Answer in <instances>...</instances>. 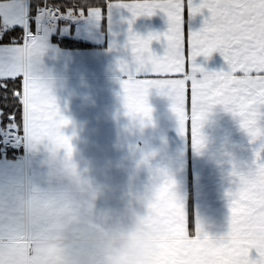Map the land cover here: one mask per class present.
Wrapping results in <instances>:
<instances>
[{
  "label": "crops",
  "instance_id": "1",
  "mask_svg": "<svg viewBox=\"0 0 264 264\" xmlns=\"http://www.w3.org/2000/svg\"><path fill=\"white\" fill-rule=\"evenodd\" d=\"M20 2L24 5V22L5 24L3 10L10 0H0V32L22 28L20 41L0 42V47L23 44L28 34L42 39L43 49L33 60V70L55 97L61 115L70 121L61 131L70 137L74 158L94 166L99 175L106 165L120 160L123 155L117 147L118 138L130 136L128 148L138 151L141 163L149 169L141 173V180L147 181L150 173L160 171L169 175L167 183H171L170 191L183 206L189 237H196L198 227L216 241L227 237L231 230V202L234 198L229 193H235L239 188V177L233 173L255 168L257 152H260L259 162L264 163V136L253 138L242 126L240 116L217 104L201 122L199 132L205 147L198 149L190 118L186 129L182 130L166 90L150 89L148 103L153 109L150 118L142 114L129 115L125 107L122 81L127 79L128 72L124 66H135V54L128 42L129 29L144 36L151 32L163 34L170 28L167 13L157 9L154 15L136 17L129 24L132 13L123 7V2L142 0H107L105 8L93 6L101 8L103 17L91 14L87 9L83 14L74 11L76 18H73V14L66 11L68 17L56 27L43 29L37 17L41 6H36L33 15L30 0ZM194 2L199 4L201 0ZM209 16L207 8L193 16L190 8L185 6L186 56L188 35L199 31ZM53 35L72 36L93 46L61 47L52 41ZM167 45L166 38L161 36L160 40L152 41L151 48L156 54L164 55ZM195 63L208 70H230L219 51L208 58L200 55ZM190 64L191 61L189 70ZM196 76L202 78L203 73L197 72ZM261 111L264 112V108ZM258 124L264 128V116L260 117ZM3 128L0 116V133ZM48 144L47 140L29 144L21 142L20 138L14 150L6 154L0 152V264H53L54 248L23 227L21 208L27 182L40 181L51 164V159L46 157ZM64 151L67 150L62 148L61 152ZM126 180L125 172L112 168V183L123 184ZM252 256H258L255 250Z\"/></svg>",
  "mask_w": 264,
  "mask_h": 264
},
{
  "label": "snow or ice",
  "instance_id": "2",
  "mask_svg": "<svg viewBox=\"0 0 264 264\" xmlns=\"http://www.w3.org/2000/svg\"><path fill=\"white\" fill-rule=\"evenodd\" d=\"M186 5L193 16L204 8L210 12L204 26L188 35L187 56ZM123 7L132 13L129 24L136 17L154 15L157 9L165 11L170 21L169 30L163 34L151 32L144 36L129 29L128 42L135 54V66H124L128 76L122 81L129 115L151 117L153 109L148 96L155 87L162 92L166 90L171 97L182 130L190 118L196 144L201 122L217 104L240 116L242 126L253 138L264 136V128L258 124L264 116L261 111L264 108V0H201L199 4L194 0H142L123 2ZM3 11L5 24L24 22L25 10L20 0H10ZM46 11L50 16L61 14L59 9ZM87 11L103 17L100 7H89ZM67 12L76 14L72 8ZM84 12L80 8L78 13ZM161 36L168 42L164 55L156 54L151 48L152 41L160 40ZM42 49V39L31 34L24 37L23 44L0 47V80L22 77V91L14 93L22 105V123L12 114L2 130L29 144L47 140L50 145L66 149L70 155V137L61 131L70 121L61 115L55 97L33 70V60ZM217 51L228 62L229 71L208 70L195 63L196 57L208 58ZM197 72L203 73L202 78H197ZM259 160L260 152H257L255 168L233 173L239 177V188L229 193L234 197L231 230L221 241L212 239L200 227L196 237L190 238L183 206L170 191L171 183L162 187L157 203L151 205L167 220L163 226L165 235L159 264H264V163ZM253 250L258 256L251 259Z\"/></svg>",
  "mask_w": 264,
  "mask_h": 264
},
{
  "label": "clouds",
  "instance_id": "3",
  "mask_svg": "<svg viewBox=\"0 0 264 264\" xmlns=\"http://www.w3.org/2000/svg\"><path fill=\"white\" fill-rule=\"evenodd\" d=\"M197 140L205 147L200 132ZM130 142L118 138L123 155L99 175L74 150L46 146L51 164L40 181L27 182L21 208L23 227L54 248L53 264H159L166 217L151 205L170 177L160 171L141 180L149 169ZM112 168L127 174L125 183L111 182Z\"/></svg>",
  "mask_w": 264,
  "mask_h": 264
},
{
  "label": "trees",
  "instance_id": "4",
  "mask_svg": "<svg viewBox=\"0 0 264 264\" xmlns=\"http://www.w3.org/2000/svg\"><path fill=\"white\" fill-rule=\"evenodd\" d=\"M46 4H54L60 6L64 11L72 8L73 11H78L84 8L86 11L89 7L101 6L106 7L107 0H30V12L34 15L36 6ZM33 26V22L31 21ZM22 28L14 27L4 32H0V42H14L20 41ZM52 41L65 48H86L93 45L83 40H78L72 36H52ZM0 109L3 112L1 116L2 124L5 127L8 123V117L15 114L16 121L22 123V105L17 97L14 95L16 91H22V78L18 77L15 80H1L0 81ZM192 201V198H191ZM192 205V204H191ZM190 227L193 228V211L191 206L190 211Z\"/></svg>",
  "mask_w": 264,
  "mask_h": 264
},
{
  "label": "built area",
  "instance_id": "5",
  "mask_svg": "<svg viewBox=\"0 0 264 264\" xmlns=\"http://www.w3.org/2000/svg\"><path fill=\"white\" fill-rule=\"evenodd\" d=\"M55 9H59V12L61 14H58L56 16H50L46 11V10H55ZM72 16L73 18H76L74 14ZM37 17L39 20L38 24L41 26V28L47 29V28L56 27L61 21H63L68 17V13L58 5L46 4L40 7ZM0 24H1V18H0ZM19 140H20L19 137H15V138L10 137L5 131H2L0 133V152L6 154L7 152L14 150L18 146Z\"/></svg>",
  "mask_w": 264,
  "mask_h": 264
}]
</instances>
